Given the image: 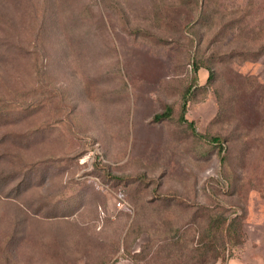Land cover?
<instances>
[{"label":"rangeland","instance_id":"374dc122","mask_svg":"<svg viewBox=\"0 0 264 264\" xmlns=\"http://www.w3.org/2000/svg\"><path fill=\"white\" fill-rule=\"evenodd\" d=\"M263 32L264 0H0V264H264Z\"/></svg>","mask_w":264,"mask_h":264},{"label":"trees","instance_id":"16d2710c","mask_svg":"<svg viewBox=\"0 0 264 264\" xmlns=\"http://www.w3.org/2000/svg\"><path fill=\"white\" fill-rule=\"evenodd\" d=\"M183 1V0H182ZM189 2L196 6V7H199V6H202L203 3L205 2V0H189ZM199 5V6H198ZM264 33V32H263ZM262 53H264V47H262L261 49H259L258 53L255 55V56H260ZM186 99H187V93L185 94L184 96V100H183V103H182V106H181V112H180V116H179V122L181 124H187L188 128H190L192 130V132L195 134L196 137H199V138H206L202 135H199L196 131H195V128L193 126L192 123H189L186 119H185V113H186ZM170 116V110L167 109L164 113H162L161 115H157L156 116V120H161V119H165V118H168ZM211 142H218V139L217 138H213L211 139Z\"/></svg>","mask_w":264,"mask_h":264}]
</instances>
